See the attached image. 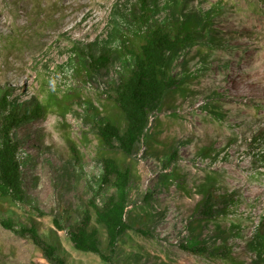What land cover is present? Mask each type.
Returning a JSON list of instances; mask_svg holds the SVG:
<instances>
[{
	"label": "rangeland",
	"instance_id": "374dc122",
	"mask_svg": "<svg viewBox=\"0 0 264 264\" xmlns=\"http://www.w3.org/2000/svg\"><path fill=\"white\" fill-rule=\"evenodd\" d=\"M202 1L207 9L218 0ZM221 1L225 8L213 17L214 42L199 41L176 59L172 75L187 77L186 87L170 93L150 118L149 132L173 145L177 160L164 165L143 142L130 158L135 177L127 216L150 214L151 236L129 230L120 261L129 257L130 264H230L182 246L190 238L192 220L199 217L195 206L201 194L195 187L215 174L217 193L235 200L217 223L225 231L230 222L241 224L228 235L232 254L237 264L258 263L248 243L258 229L264 230V1ZM113 3L122 11L129 7V0H0V95L7 90L10 100L49 103L45 118L16 129L21 154L29 159L23 167L26 191L47 213L37 218L44 229L55 230L54 217L63 216V223L78 219L76 209L87 205L97 189L99 146L92 122L85 118L93 109L77 97L104 115L101 107L109 104L105 97L110 89L102 77L84 83L61 50L75 40L106 38L113 24ZM200 4L201 0H190L192 6ZM215 102L218 116L208 109ZM203 147L211 155H200ZM173 166L184 184L170 180L163 186ZM185 187L192 195L185 194ZM147 192H152L149 205L143 200ZM213 226L199 231V238L220 243ZM57 232L69 264H106L94 253L75 249L65 230ZM0 250V264L47 263L30 240L1 224Z\"/></svg>",
	"mask_w": 264,
	"mask_h": 264
},
{
	"label": "trees",
	"instance_id": "16d2710c",
	"mask_svg": "<svg viewBox=\"0 0 264 264\" xmlns=\"http://www.w3.org/2000/svg\"><path fill=\"white\" fill-rule=\"evenodd\" d=\"M119 6L113 3V24L106 38L96 37L85 43L75 40L67 50H61L68 54L75 75L84 83L102 77L110 89L105 97L109 104L104 107L103 103L101 107L104 115L91 102L82 101L80 95L77 97L79 102L93 109L91 117L86 115L85 118L92 122L101 165L97 189L87 205L76 209L80 214L78 219L63 223V216L54 217L55 230L44 229L37 218L47 213L26 191L23 167L29 159L21 154L22 144L16 129L25 122L45 118L49 103L25 104L10 100L7 90L0 95V224L30 240L45 258L47 263L44 264H69L59 230L66 231L75 249L94 253L106 264H130L129 257L119 259L129 230L151 236L147 227L150 214L136 218L127 216L135 177L130 158L143 142L147 152L164 165L177 160L174 146L166 145L167 141L149 132L150 118L162 108L170 93L185 86L187 77L177 79L172 75L176 59L199 41L214 42L213 17L225 8L221 0L212 2L207 9L203 8L202 0L197 6L190 5V0H129L126 11ZM200 54L205 59L204 53ZM112 71L115 75L110 76ZM73 102L74 99L67 108H71ZM213 107L207 108L220 115L216 102ZM72 150L76 153L73 145ZM200 155L209 156L211 151L203 147ZM180 173L173 166L170 173L164 175L163 186L169 185L170 180L184 184ZM218 184V176L211 174L196 185L195 190L201 194L195 206L199 217L192 220L190 238L182 246L199 256H217L222 261L237 264L228 235L237 232L241 224L230 222L225 231L217 223L219 218L227 216L230 204L235 202L227 198V193H217ZM184 192L192 195L187 187ZM143 200L149 205L152 192H147ZM218 204H222L221 207L218 208ZM248 205L254 208L253 203ZM211 224L214 225L212 232L220 236V243L212 244L207 238H199V231ZM248 249L258 258L257 264L264 262V230L255 232Z\"/></svg>",
	"mask_w": 264,
	"mask_h": 264
}]
</instances>
